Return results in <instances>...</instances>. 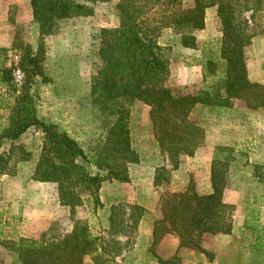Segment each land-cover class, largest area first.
I'll return each mask as SVG.
<instances>
[{"label": "trees", "instance_id": "16d2710c", "mask_svg": "<svg viewBox=\"0 0 264 264\" xmlns=\"http://www.w3.org/2000/svg\"><path fill=\"white\" fill-rule=\"evenodd\" d=\"M108 1L111 0H31L33 20L39 31L37 43L15 35L20 61L18 65H0V87L15 97L10 124L0 133V145L4 139L14 142L33 126L41 129L42 150L31 178L57 183L60 202L71 207L73 216L81 194L87 193L97 209L103 206L100 190L105 180L131 181L129 164L139 159L130 129L131 105L135 101L150 106L154 136L172 169H178L186 157L193 156L205 144L206 128L192 117L195 107H209L210 112L218 115L231 110L236 99H242L251 109L264 107V83L250 80L246 62L247 48L258 34L257 18H264V0H194L190 6H184V0H118L119 25L101 29V66L91 77V103L108 118L106 138L99 143L95 159L99 171H91L86 164L91 158L85 148L57 123L40 116L37 89L40 83L50 81L44 69L46 38L56 33L59 20L92 15L94 8L89 3ZM210 7H216L222 37L218 55H206L204 84L171 85L170 48L159 42L160 30L174 29L183 47L196 49L199 41L195 31L205 28ZM156 13L160 16L153 15ZM261 27L264 29V23ZM16 68L25 75L20 86L15 82ZM16 149L12 143L10 149L0 153V176L13 175L10 163ZM29 152L21 149L20 160H28ZM237 153L241 152L234 147L216 146L210 192H198L191 181L184 191L167 190L160 196L162 217L154 221L151 250L167 234H173L179 239V248L196 249L210 256L202 247V240L232 233L234 206L224 200V193ZM253 168V176L264 183L263 166L253 164ZM169 181L168 166L158 167L154 185ZM136 210L141 212L135 213ZM143 212L141 205L134 204L129 214L133 222L129 224L123 208L113 206L109 232L123 234L126 227L137 226ZM100 241L101 237L92 233L86 220L76 219L66 234L56 232L53 225L38 238H9L0 232V254H11L18 264H85L87 255L93 257L94 264H108L104 257L108 248L102 247ZM118 244L120 241L115 239L109 244L115 254L120 252ZM157 259L159 264H172L178 257ZM3 262L0 257V264Z\"/></svg>", "mask_w": 264, "mask_h": 264}, {"label": "rangeland", "instance_id": "374dc122", "mask_svg": "<svg viewBox=\"0 0 264 264\" xmlns=\"http://www.w3.org/2000/svg\"><path fill=\"white\" fill-rule=\"evenodd\" d=\"M193 1L184 0V6L192 5ZM117 2L118 0L89 3L94 8L92 15L59 20L56 33L46 38L47 59L44 69L50 81L40 83L37 89L40 116L57 123L85 148L91 158V161L86 163L87 167L94 173L99 171L95 159L99 143L106 138L108 118L91 103L90 84L91 77L101 66L98 54L100 31L106 27H117L120 22ZM153 15L160 16L159 13ZM257 19L260 25L255 27V31L259 33L264 30L261 27L264 18L260 16ZM195 34L199 46L193 49L183 47L179 43V35L174 29L160 30L159 42L170 48L171 85L200 87L204 84L203 65L206 55H218L222 37L216 7L207 9L206 26L195 31ZM15 35L33 44L37 43L38 25L33 20L31 0H0V48H4L0 49V65H18L21 52L14 45ZM240 103L246 106L242 99H236L235 106L221 115L212 113L209 107L203 106L195 107L192 114L194 119L203 124L206 131L209 127L216 126L218 133L228 135V139L244 144L247 149V153L236 154L237 159L228 173L230 189L237 184H241L242 190L247 189L246 213L245 209L242 213H235L236 204H232V233L211 235L202 240V247L211 253L210 256L192 248L178 249L179 240L173 234L166 235L154 250L150 248L154 221L162 217L159 209L160 196L167 190H186L191 181L195 184V174L190 170L193 163L187 158L177 171L173 172L174 169L168 167L169 183L154 185L156 169L168 165L169 159L154 136L150 106L142 101H135L131 105L132 146L139 155L138 162L129 164L131 181L105 180L100 190L103 206L97 209L87 193L81 194V202L76 204L74 216L71 215L70 206L61 204L58 184L52 182L50 187L56 190L59 203L63 206H57L53 212L65 214L55 219L50 226H55L56 232L66 234L71 231L76 219L86 220L92 233L101 237L99 243L102 247L108 248L104 252V257L109 260L108 264H159L157 256L163 259L177 256L178 259H174L172 264H264V183L253 176V164L262 165L264 170V117L251 122L239 111ZM14 104L15 97L7 94L5 87H0V133L10 124ZM12 143L17 148L10 163L13 175L0 176V197L3 191V177L12 176L21 179L25 184L32 179L31 174L42 150L43 132L33 126L14 142L4 139L0 145V153L10 149ZM21 149L30 151L28 160H20ZM258 160L261 163H255ZM205 173L207 180V167L206 171L201 173V179ZM183 181L189 182L187 187H182ZM134 204L143 207V215L145 211L148 212L146 224L141 228V217L137 226L126 227L123 234H111V208L120 205L127 213L126 222L132 224L129 214ZM6 211L9 228L15 229L17 221L8 214V210ZM10 211L19 213L17 209ZM113 239L120 241L117 245L120 250L118 254L111 250L112 245L109 248ZM0 257L4 260L3 264H18L11 254L3 252ZM84 262L94 264L93 257L85 256Z\"/></svg>", "mask_w": 264, "mask_h": 264}, {"label": "crops", "instance_id": "0c3cea01", "mask_svg": "<svg viewBox=\"0 0 264 264\" xmlns=\"http://www.w3.org/2000/svg\"><path fill=\"white\" fill-rule=\"evenodd\" d=\"M246 54L250 80L253 82L264 83V32H259L254 37L252 44L247 48ZM239 111L241 113L243 112L251 122H256L264 117V107L251 109L240 103ZM219 145L231 146L234 147L237 152L247 153L244 144L228 139V135L218 133L216 131V126L209 127L206 131L205 144L200 146L193 156L185 158V160L188 158L189 162L193 163L190 170L195 174L194 185L196 190L200 193L211 191V164L214 158L215 148ZM251 158L255 157L251 156ZM255 163L261 162L258 160V162ZM167 166L172 169L170 163ZM181 167L182 166L172 171H177L181 169ZM206 167L207 180L206 173L203 179L200 177L201 173L206 171ZM2 181L3 191L0 197V232L7 237L18 238L20 236H27L37 238L55 219H58L61 215L65 214L58 213V211L53 212V209H56L57 206L61 207L62 205L59 203L58 193H56V190H54L53 187H50L52 182H42L31 179L25 184L21 179L12 176H5ZM188 183V181H183V186L182 184L181 186L187 187ZM40 191L42 192L40 193ZM246 194L247 189L242 190L241 184H237L233 189H230L228 184L224 193V200L227 203L236 204L235 213H242L246 205ZM43 198L46 199L44 200ZM42 201H45L46 203L43 204ZM18 206L21 207L19 208ZM5 209L8 210V214L11 215V217L13 216L17 221L15 229L9 228V221L6 219L7 211ZM15 209H17V212L19 213H10V210ZM50 211L53 213H50ZM244 211V213H246V209ZM147 213L148 212L145 211V214L141 218V228L146 224ZM216 261L218 263V260Z\"/></svg>", "mask_w": 264, "mask_h": 264}, {"label": "built area", "instance_id": "2783aa9c", "mask_svg": "<svg viewBox=\"0 0 264 264\" xmlns=\"http://www.w3.org/2000/svg\"><path fill=\"white\" fill-rule=\"evenodd\" d=\"M14 77H15V82L17 83L18 86L22 85L25 75L24 72L20 68H16L14 70Z\"/></svg>", "mask_w": 264, "mask_h": 264}]
</instances>
